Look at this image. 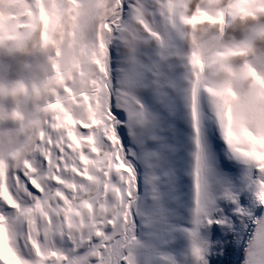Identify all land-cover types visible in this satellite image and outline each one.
Here are the masks:
<instances>
[{
    "label": "snow or ice",
    "instance_id": "snow-or-ice-1",
    "mask_svg": "<svg viewBox=\"0 0 264 264\" xmlns=\"http://www.w3.org/2000/svg\"><path fill=\"white\" fill-rule=\"evenodd\" d=\"M0 264H264V0H0Z\"/></svg>",
    "mask_w": 264,
    "mask_h": 264
}]
</instances>
